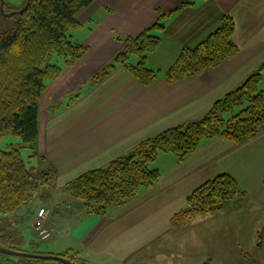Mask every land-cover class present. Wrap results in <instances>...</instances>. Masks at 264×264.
<instances>
[{"label":"crops","instance_id":"1","mask_svg":"<svg viewBox=\"0 0 264 264\" xmlns=\"http://www.w3.org/2000/svg\"><path fill=\"white\" fill-rule=\"evenodd\" d=\"M186 1L96 0L80 11V27L71 30L70 36L89 46L90 51L51 80L54 92L48 96L44 93L47 111L39 114L41 151L57 170V188L90 169L108 165L166 128L200 118L264 63V0H196L164 19L165 29L160 33L159 46L148 57L149 66L161 72L169 70L184 47L198 45L221 25L224 14L231 15L236 23L233 41L239 52L233 58L174 83L162 76L155 84L144 85L122 67L95 85L89 83L123 46L114 32L137 35L159 14L171 12ZM74 31H84L85 37L76 39ZM261 88L264 91V77ZM77 91L80 97L73 105L51 108ZM65 122L67 125L62 126ZM240 166L244 167L243 178L248 176L244 180L240 179ZM158 169L161 178L154 188L143 189L128 203L111 207L105 216L87 213L81 205L70 213L61 203L64 215L55 219L58 199L48 202L50 224L56 229L52 239L56 243L49 251L60 253L72 248L93 264H214L212 256L204 261L200 254H187L182 244L184 232L197 218L179 225H174L173 218L186 208L189 195L197 187L222 173L234 176L247 193L243 201L248 205L235 207V214L239 211L241 216L255 217L251 231L238 236L234 234L236 225H231L227 237L241 244V252L248 241H254L257 251L264 248V244L257 246L254 233L264 222V127L255 138L240 145L221 138L204 140L193 154ZM42 203L35 208L33 224L39 219ZM230 213L233 216L234 211ZM199 232L195 230L196 246Z\"/></svg>","mask_w":264,"mask_h":264},{"label":"trees","instance_id":"2","mask_svg":"<svg viewBox=\"0 0 264 264\" xmlns=\"http://www.w3.org/2000/svg\"><path fill=\"white\" fill-rule=\"evenodd\" d=\"M27 1L22 7L8 5L6 10L24 9ZM94 1L30 0L22 13L11 15L16 20L6 28L3 26L7 16L0 11V141L8 134L20 135L24 146L35 148L40 130V105L48 88L46 79H57L65 69L74 67L89 53L90 47L74 41L70 32L80 27V11ZM193 3V0H187L175 10L159 14L156 21L137 35L114 32L123 46L91 76L89 83L97 84L117 67H122L144 85H153L162 76L167 82L174 83L233 58L239 52V46L233 41L236 23L231 15L224 14L221 25L198 45L184 47L169 70L161 72L149 66L148 57L159 46L160 33L165 29L164 19ZM53 55L59 57L57 62H51ZM263 77L264 63L242 84L218 99L200 118L171 126L144 139L128 154L112 159L104 167L82 173L64 188L81 201L85 212L105 216L111 207L124 205L138 197L143 189H152L158 184L161 171L151 164L160 153H173L183 160L196 152L204 140L221 138L235 145L252 140L264 127ZM68 97V106H71L80 97V91ZM51 108L59 107L54 104ZM21 147L0 148V213L3 215L16 214L38 197L42 202L49 201L56 184L57 170L48 164L44 154L35 151L30 156L39 159L37 165L41 168L29 167ZM246 196L234 176L219 174L189 195L186 208L174 216L173 223L179 225L199 214L213 213L230 201ZM50 216L51 212L47 217L48 224L56 233L50 224ZM18 233L9 223L6 226L0 224V246L28 252L14 244L27 242L22 234L16 240ZM34 237L38 240H31L30 245L34 248L31 253L60 255L77 264H93L72 248L60 253L44 251L40 247L42 240ZM263 244L264 226L257 232V246ZM13 264L65 263L53 257L20 256Z\"/></svg>","mask_w":264,"mask_h":264},{"label":"rangeland","instance_id":"3","mask_svg":"<svg viewBox=\"0 0 264 264\" xmlns=\"http://www.w3.org/2000/svg\"><path fill=\"white\" fill-rule=\"evenodd\" d=\"M193 1L195 2L196 0H193ZM7 2L9 3V5L14 6V7H22L25 4L26 0H7ZM5 19H6L5 20L6 25H4L3 28L10 26L11 25L10 22H13L14 20H16V19H13L12 16L5 17ZM1 28L2 26L0 23V29ZM83 33L84 31H81L79 33L75 31L73 32L76 39H79V37L80 39H83L85 37V34ZM57 58H59L57 55H53V57L51 58V62L53 63L57 62ZM133 61L136 62L137 58L134 57ZM61 62H62L61 60L58 61V63L60 64ZM46 84L50 88L46 91V96H48V94H53L54 88L52 89L53 86L52 87L50 86L52 84V81L50 79H46ZM86 90L87 88L84 87L82 89V92L85 93ZM46 100L47 99L44 100V104H43V100L41 101L40 111H39L40 113L44 110L47 111V108H44L46 107V103H45ZM68 101H69V97H67L66 99L56 104L58 105L59 108L67 107L69 104ZM49 109L51 108L48 107V110ZM68 122H65L62 126L67 125ZM41 144H42L41 138L39 137L35 148L32 149L29 146L23 145V139L20 135L8 134L4 136L3 139L0 141V148H5L10 145L22 146L21 151H22V154L25 160L28 162V166L31 167L35 165L37 168H41L40 165H37L38 160H39L38 158H35V157L30 158V156L35 151H38L39 155L42 154ZM177 159H179V157L173 153H165V152L160 153L158 158L151 164V167H154V168L158 167L162 170V169L169 167L172 164V160H177ZM47 162L49 165L53 166L48 159H47ZM241 168H244V167L240 166L239 175L241 177L240 179L244 180L248 176L243 178L242 175H244V173L241 174ZM64 187L57 188V184H55L50 200L47 202H43L38 209L46 208V209H50L51 211V208L49 207V205H47V203L53 202V201L55 202V199H58L56 201L58 212L56 211L54 213L53 218L55 219L61 218L64 215L63 209L60 208L61 203H63L62 204L63 206L64 204L67 206L68 212L71 213V212L77 211L80 208L81 201L75 198L72 195L71 191L66 190ZM245 202L246 201H243V198L241 199L238 198L233 201H230L225 206L224 209L223 208L219 209L210 214L197 215L196 217L197 220L195 221L196 223H192L191 226H189L186 229V231L184 232L183 238L181 239L182 244L183 243L185 244V249L187 250L186 253L189 254V253L195 252L196 254H200L201 256H203L204 261H208V259H210V257L212 256L213 258H215L213 262L214 264H252V262H256V261H258L261 264H264V248L261 251H257L256 247L254 246V241L253 242L248 241L249 243L248 242L245 243L244 247H242L243 250L245 249L244 252H241V248L239 247V245L241 244L238 245L237 242L233 240V238L227 237L229 235L228 229H229V226L231 225H236L235 226L236 231L234 234L238 236L239 234H241L242 236L243 233L251 231V226L255 222L254 215L241 216V214H238L239 211H237L235 214V207H240V206L242 207V206L248 205ZM39 203H41V199L38 197L34 202H32L30 205L26 207H23L16 214L3 215L0 213V219L2 218L6 219V220H0L1 225L6 226L9 223L11 227L15 229V232L18 233L19 231H21L22 236L26 238L27 242H25L23 245L22 243H18V242H14V244L21 245V247L27 250L28 252H32L34 249L32 245H30L31 240H35V241L38 240L36 237H34V232L37 237H38V234L35 229V225L33 228V222L35 220L36 213H37V210H35V208L37 207ZM250 204L252 205V207L256 206L252 202ZM230 209L234 211L233 216L230 213L232 211H229ZM242 218L244 220L237 223V219H242ZM239 225H241V228L239 229V231H237V227H239ZM263 226H264V222L261 223L257 227L256 232H254L256 240H257V231L260 230ZM196 229L200 230L197 236L198 238L197 246L194 243ZM19 233L16 236V240H19L21 238L19 237L21 236V234ZM200 234L202 238L200 237ZM200 238H201V242L203 243V245H201L202 246L201 249L199 248ZM54 242L55 240L53 241L51 240V242L42 241L40 244V247L44 251L50 250L52 249V243ZM207 254H209L210 256H208ZM19 257L20 256H17V255H9V254L0 253V260L5 261L6 264H13L19 259Z\"/></svg>","mask_w":264,"mask_h":264},{"label":"built area","instance_id":"4","mask_svg":"<svg viewBox=\"0 0 264 264\" xmlns=\"http://www.w3.org/2000/svg\"><path fill=\"white\" fill-rule=\"evenodd\" d=\"M50 209L41 208L38 212V220L35 224V229L38 233V238L42 241H49L55 236V230L50 227L47 222ZM0 264H6L5 261L0 260Z\"/></svg>","mask_w":264,"mask_h":264},{"label":"water","instance_id":"5","mask_svg":"<svg viewBox=\"0 0 264 264\" xmlns=\"http://www.w3.org/2000/svg\"><path fill=\"white\" fill-rule=\"evenodd\" d=\"M29 3H30V0L27 1V4H26L24 9H26L28 7ZM15 13L16 12H12L11 14H15ZM0 252L4 253V254H9V255H17V256H25V257H53L55 259L62 261L65 264H77V263L72 262L71 260H69L63 256H60V255H42V254H36V253H31V252H24V251H20V250H15V249L3 247V246H0Z\"/></svg>","mask_w":264,"mask_h":264},{"label":"flooded vegetation","instance_id":"6","mask_svg":"<svg viewBox=\"0 0 264 264\" xmlns=\"http://www.w3.org/2000/svg\"><path fill=\"white\" fill-rule=\"evenodd\" d=\"M8 5H9V3L7 2V0H0V11H1V13L3 15H5L7 17L13 15V14H11L12 12H16L15 14L22 13L23 12L22 11L23 9H17V10H13V11H7L6 10V6H8Z\"/></svg>","mask_w":264,"mask_h":264}]
</instances>
